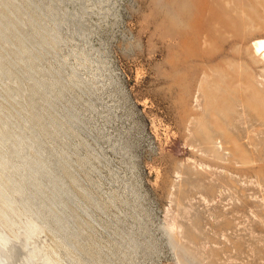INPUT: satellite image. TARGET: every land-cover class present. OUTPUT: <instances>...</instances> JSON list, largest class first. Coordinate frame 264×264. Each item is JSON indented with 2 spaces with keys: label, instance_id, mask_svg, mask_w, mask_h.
<instances>
[{
  "label": "rangeland",
  "instance_id": "374dc122",
  "mask_svg": "<svg viewBox=\"0 0 264 264\" xmlns=\"http://www.w3.org/2000/svg\"><path fill=\"white\" fill-rule=\"evenodd\" d=\"M7 1L0 223L26 234L18 260L264 264V0Z\"/></svg>",
  "mask_w": 264,
  "mask_h": 264
},
{
  "label": "bare ground",
  "instance_id": "6f19581e",
  "mask_svg": "<svg viewBox=\"0 0 264 264\" xmlns=\"http://www.w3.org/2000/svg\"><path fill=\"white\" fill-rule=\"evenodd\" d=\"M9 1V0H8ZM7 1V2H8ZM16 1V0H15ZM2 2V1H1ZM10 2V1H9ZM8 2V3H9ZM17 2V1H16ZM11 3V2H10ZM18 3V2H17ZM37 4V3H36ZM5 5V4H4ZM8 5V4H7ZM7 5L5 6V7H7ZM16 8V7H15ZM31 9V8H30ZM23 10V9H22ZM14 11V10H13ZM26 11V10H25ZM41 11V10H40ZM52 11V10H51ZM27 12V11H26ZM48 12V11H47ZM47 12H46V14H47ZM56 12V11H55ZM15 13H16V11H15ZM40 13V12H39ZM42 13V12H41ZM23 14H25V13H23ZM43 14V13H42ZM37 15H38V12H37ZM11 16V15H10ZM13 16V15H12ZM47 16V15H46ZM45 16V17H46ZM22 17H25V15L24 16H22ZM21 17V18H22ZM42 17V16H41ZM17 18V17H16ZM20 18V19H21ZM52 18H53V22H54V24H55V28H54V26H53V28L54 29H52V27H51V29H52V31H51V34H52V36H53V38L55 37V38H57V35L60 33V31L62 30L61 28H62V25L67 21L66 19L67 18H62V17H60L59 15H57V13H54V15L52 14ZM40 19H42V18H40ZM5 21V20H4ZM35 21H37V20H35ZM34 21V22H35ZM41 22V21H40ZM2 24V23H1ZM35 24V23H34ZM33 24V25H34ZM42 24V23H41ZM46 24V23H45ZM39 25V24H38ZM2 26V25H1ZM31 27H32V25H30ZM46 26V25H45ZM44 26V27H45ZM48 26V25H47ZM46 26V27H47ZM35 27H37V26H35ZM7 28V27H6ZM15 28V27H14ZM22 28V27H21ZM9 29V28H8ZM13 29V28H12ZM45 29V28H44ZM14 30V29H13ZM19 30V29H18ZM45 30H49L48 29V27H47V29H45ZM10 32H12V31H10ZM30 32V31H29ZM0 33H2L1 31H0ZM8 33H9V30H8ZM21 33H22V31H21ZM26 33V32H25ZM39 33V32H38ZM47 33V32H46ZM19 34V33H18ZM24 35V34H23ZM22 35V36H23ZM27 35V34H26ZM43 35V34H42ZM8 36H10L9 34H7V36H6V38L8 37ZM48 36H49V34H48ZM14 37V36H13ZM18 37V36H17ZM59 37V36H58ZM4 38V37H3ZM11 38V37H10ZM35 38V37H34ZM9 39V38H8ZM14 39V38H13ZM25 39V38H24ZM60 39V38H59ZM22 40V39H21ZM4 41H6V40H4ZM9 41V40H8ZM20 41V40H19ZM27 41V40H26ZM11 42V41H10ZM9 42V43H10ZM25 42V41H24ZM48 42V41H47ZM58 42V41H57ZM255 43H254V45H255V51H256V53H258V54H260L261 56H263V58H264V39H260V40H258L257 39V41H254ZM23 43V42H22ZM29 43V42H28ZM32 43H34V42H32ZM31 43V44H32ZM42 43V42H41ZM11 44V43H10ZM35 44V43H34ZM1 45V44H0ZM7 45V44H6ZM9 45V44H8ZM18 45H21V43L20 44H18ZM54 45H56L55 43H54ZM11 46V45H10ZM14 46H16V45H14ZM22 47H23V44L21 45ZM52 46V45H51ZM2 47V46H1ZM4 47V46H3ZM20 47V46H19ZM21 47V48H22ZM26 47H28L27 45H26ZM5 48V47H4ZM29 48V47H28ZM15 49H17V48H15ZM14 50V49H13ZM12 50V51H13ZM30 50H31V47H30ZM0 51H1V49H0ZM9 51V50H8ZM16 51H18V50H16ZM38 51V50H37ZM2 52V51H1ZM14 52V51H13ZM39 52V51H38ZM7 54L9 55V53L7 52ZM10 54H12V53H10ZM15 54V53H14ZM5 55V54H4ZM24 55V54H23ZM3 56V55H2ZM6 56V55H5ZM10 56V55H9ZM13 56V55H12ZM11 56V57H12ZM20 56V55H19ZM16 58V57H15ZM19 58V57H18ZM10 59V58H9ZM17 59V58H16ZM26 59V58H25ZM7 60V59H6ZM5 61V60H4ZM13 61H14V59H13ZM7 62V61H6ZM15 62H16V60H15ZM20 62V61H19ZM17 63V62H16ZM18 64V63H17ZM22 64V63H21ZM9 65V64H8ZM11 65V64H10ZM15 65V64H14ZM23 65V64H22ZM18 68V70H19V65L17 66ZM26 67V66H25ZM9 68V67H8ZM14 69V68H13ZM28 69H30V68H28ZM22 70V69H21ZM31 70V69H30ZM16 71V70H15ZM18 72V71H17ZM19 72H21V71H19ZM24 72V71H23ZM74 73H76V72H74ZM2 74H3V72H2ZM22 74V73H21ZM57 74H59L58 72H57ZM29 75V74H28ZM10 76H12V75H10ZM16 76H17V74H16ZM27 76V75H26ZM33 75H31L30 77H32ZM58 76V75H57ZM1 77V76H0ZM29 76L28 77H26V78H30ZM34 77V76H33ZM39 77H40V75H39ZM62 77V76H61ZM6 78V77H5ZM12 78H13V76H12ZM17 78V77H16ZM20 78V77H19ZM23 78H25V77H23ZM35 78H37V77H35ZM40 79V78H39ZM52 79V78H51ZM14 80V79H13ZM23 81V80H22ZM58 81V80H57ZM20 83V82H19ZM42 83V82H41ZM22 84H23V82H22ZM50 84V83H49ZM56 84H58V82L56 83ZM17 85H19V84H17ZM48 85V84H47ZM46 85V86H47ZM52 85V84H51ZM38 86V85H37ZM19 87H20V85H19ZM35 87V86H34ZM41 87V86H40ZM43 87V86H42ZM49 87V86H48ZM52 87V86H51ZM21 88V87H20ZM44 88V87H43ZM57 88V87H56ZM10 89V88H9ZM22 89V88H21ZM24 89V88H23ZM29 89V88H28ZM34 89V88H33ZM37 89V88H36ZM49 89H50V87H49ZM26 90V89H25ZM35 90V89H34ZM33 90V91H34ZM41 90H42V88H41ZM12 91V90H11ZM28 91H31V90H28ZM59 91H60V89H59ZM21 92H23L22 90H21ZM42 92H44V89H43V91ZM18 93V92H17ZM20 93V92H19ZM18 93V94H19ZM39 93H41V92H39ZM57 93V92H56ZM62 93V92H61ZM13 94V93H12ZM22 94V93H21ZM36 94V93H35ZM34 94V95H35ZM42 94H44V93H42ZM58 94V93H57ZM44 95H46V94H44ZM14 96H15V94H14ZM18 96V95H17ZM33 96V95H32ZM36 96V95H35ZM40 96H41V94H40ZM52 96H53V94H52ZM57 96V95H56ZM19 97H21V95L19 96ZM43 97V96H42ZM41 97V98H42ZM39 98V97H38ZM49 98V97H48ZM49 99H51V98H49ZM33 100V99H32ZM34 101V100H33ZM32 101V102H33ZM52 101V100H51ZM50 101V102H51ZM37 103V102H36ZM51 103H53L54 104V102H51ZM56 103V102H55ZM32 105H30V107H31ZM37 107V106H36ZM31 108H34V107H31ZM57 108V107H56ZM50 109V108H49ZM1 111V110H0ZM53 111V110H52ZM57 111V110H56ZM23 112V111H22ZM39 112V111H38ZM36 113H37V111H36ZM51 113V112H50ZM54 113V112H53ZM10 114V113H9ZM55 114V113H54ZM53 114V115H54ZM15 115V114H14ZM22 115H23V113H22ZM29 115V114H28ZM39 115V114H38ZM1 116V115H0ZM40 116V115H39ZM15 117H17V115L15 116ZM44 117V116H43ZM43 117H40V120H41V118H43ZM48 117V116H47ZM55 117H56V115H55ZM1 118V117H0ZM4 118V117H3ZM45 118V117H44ZM51 118V117H50ZM16 119H18V118H16ZM1 120V119H0ZM4 120H6V119H4ZM30 120V119H29ZM28 120V121H29ZM52 120V119H51ZM10 121V120H9ZM43 121H44V119H43ZM45 121H47V120H45ZM69 121V120H68ZM4 121H2L1 123H3ZM20 122V121H19ZM34 122V121H33ZM38 122H40V121H38ZM0 123V124H1ZM44 123V122H43ZM57 123V122H56ZM22 124V123H21ZM39 124V123H38ZM45 124V123H44ZM15 125V124H14ZM48 125V124H47ZM8 126V125H7ZM45 126H46V124H45ZM2 127V126H1ZM11 128V127H10ZM26 128V127H25ZM51 129V128H50ZM52 130V129H51ZM58 131V130H57ZM63 132H65V131H63ZM27 133V132H26ZM48 133H49V131H48ZM47 133V134H48ZM30 134V133H29ZM63 134V133H62ZM72 134V133H71ZM63 136V135H62ZM65 136H66V134H65ZM64 136V137H65ZM68 136H70V135H68ZM31 137V136H30ZM44 138V137H43ZM48 138V137H47ZM51 138H52V136H51ZM50 138V139H51ZM5 139V138H4ZM44 141H46L45 139H44ZM2 138L0 139V145H2ZM7 142V141H6ZM0 148H2V147H0ZM38 150V149H37ZM1 151V150H0ZM3 153V152H2ZM3 155V154H2ZM1 155V156H2ZM45 161V160H44ZM52 161V160H51ZM11 162V161H10ZM41 163V162H40ZM40 163H37L36 165H34V166H29V174H30V176H32V175H34L33 173H37V172H44V173H46L45 175H49L47 172H45L46 171V169H45V166L43 165V164H40ZM59 163V162H58ZM57 163V164H58ZM7 165H8V161H6V159L4 160V159H1L0 158V171L1 172H3V170L7 167ZM10 165V164H9ZM61 165V164H60ZM9 168H10V166H8ZM25 168H26V166H25ZM61 170V169H60ZM18 171H20L19 169H18ZM60 172H62V171H60ZM11 173V172H10ZM62 174V173H61ZM23 175H24V173H23ZM2 176V175H1ZM11 176V175H10ZM25 177V176H24ZM23 178V177H22ZM38 179V178H37ZM56 179V178H55ZM45 180V179H44ZM63 180V179H62ZM43 181V180H42ZM57 181V180H56ZM27 182V181H26ZM25 183V182H24ZM34 183V182H33ZM39 183V182H38ZM47 183V182H46ZM56 183V182H55ZM62 183V182H61ZM20 184V183H19ZM19 184H18V187H19ZM16 186H17V184H16ZM14 187V186H13ZM27 187H30V185H28ZM31 187H33V186H31ZM61 187H62V185H61ZM21 189V188H20ZM5 190V189H4ZM3 189H1L0 190V192H1V197H2V200H3V203L7 206V208H10V210H11V208H12V206H13V204H12V199H11V194L12 193H8V192H6V191H4ZM18 192H20L21 194H23V196H24V194H25V192H23L22 190H17ZM27 191H28V189H27ZM6 192V193H5ZM32 192V191H31ZM16 193V192H15ZM19 193V194H20ZM29 193V192H28ZM33 194V193H32ZM64 193H59L58 195H57V197L55 196H53L52 197V203L53 204H57L58 203V201L60 200V197H61V195H63ZM26 195V194H25ZM27 196L28 195H26L25 197H24V203H23V205H24V208L25 209H27V207H29V202H28V199H27ZM32 197V196H31ZM34 197H36V196H34ZM54 199V200H53ZM14 202V201H13ZM46 202H47V200H46ZM50 202H51V200H50ZM43 203V202H42ZM43 205H45V204H43ZM50 205V204H49ZM62 208V207H61ZM58 211V210H57ZM56 212V211H55ZM60 212V211H59ZM59 214V213H58ZM58 214H55V217H57L58 219H59V221H62V218L58 215ZM36 219H38V218H36ZM70 219V218H69ZM41 220V219H40ZM7 224H9L8 223V221H7V219L5 220L4 219V221H3V223H0V264H22L19 260H18V258H17V255H15L16 253H15V251H18V253H20L21 255H26V251L23 249V247H22V245L20 244V241H19V239H20V236L22 237V234L24 235V232H22V230H21V232H22V234H21V232H19V233H17V234H9V233H7L6 232V228H5V226L7 225ZM58 224V223H57ZM61 229H63L64 228V226H63V223H62V226L60 225L59 226ZM17 230V229H16ZM71 231V230H70ZM26 235V234H25ZM24 235V236H25ZM26 237V236H25ZM22 243V242H21ZM25 244H26V242H25ZM27 246L28 245H26L25 246V248H26V250L27 249H29V248H27ZM18 249V250H17ZM31 249V248H30ZM32 251V250H31ZM26 252V253H25ZM32 260H34V259H32ZM31 260V261H32ZM44 263L45 264H50L49 262H48V260H46V261H44ZM26 264H28V263H26Z\"/></svg>",
  "mask_w": 264,
  "mask_h": 264
}]
</instances>
